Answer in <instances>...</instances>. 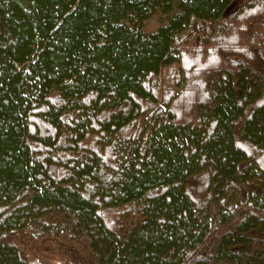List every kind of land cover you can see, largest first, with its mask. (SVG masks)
Listing matches in <instances>:
<instances>
[{"label":"trees","instance_id":"trees-1","mask_svg":"<svg viewBox=\"0 0 264 264\" xmlns=\"http://www.w3.org/2000/svg\"><path fill=\"white\" fill-rule=\"evenodd\" d=\"M261 154L264 0H0V264H264Z\"/></svg>","mask_w":264,"mask_h":264},{"label":"rangeland","instance_id":"rangeland-1","mask_svg":"<svg viewBox=\"0 0 264 264\" xmlns=\"http://www.w3.org/2000/svg\"><path fill=\"white\" fill-rule=\"evenodd\" d=\"M167 19H168V16L162 14V13H156V15L150 17L149 19L145 20V22L142 24V31L143 33H147V34H150V33H154L156 32L157 29H159L161 26L163 25H166L167 23ZM195 59L197 58V63L198 64H203L204 60L206 61V58L204 57H192V59ZM193 59V60H194ZM208 59V58H207ZM184 62V60H183ZM182 62V63H183ZM263 154H261L260 156H258L257 158L259 159L262 167H263V164H264V155L262 156Z\"/></svg>","mask_w":264,"mask_h":264}]
</instances>
